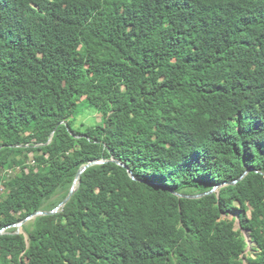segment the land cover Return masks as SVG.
<instances>
[{
    "label": "trees",
    "instance_id": "16d2710c",
    "mask_svg": "<svg viewBox=\"0 0 264 264\" xmlns=\"http://www.w3.org/2000/svg\"><path fill=\"white\" fill-rule=\"evenodd\" d=\"M1 230L0 264H264V0H0Z\"/></svg>",
    "mask_w": 264,
    "mask_h": 264
},
{
    "label": "water",
    "instance_id": "95a60500",
    "mask_svg": "<svg viewBox=\"0 0 264 264\" xmlns=\"http://www.w3.org/2000/svg\"><path fill=\"white\" fill-rule=\"evenodd\" d=\"M97 163H101V161H92V162H90L89 164L84 165V166L79 170V172H78V174H77V178H76V180H75V182H74V184H73V186H72V188H71V191H70L69 195H68V196L66 197V199H64V200H63V201H62V202H61L56 208H54L53 210H50V211H38V212L32 214L31 216L25 218L22 222H19V223H17V224H14V226H16V227L19 229L18 232H21V231H22V230H20V228H23V225H24L25 223H27V222L30 221L31 219L35 218L36 216H38V215L54 214V213H57L58 211H60V209H61L62 207H64V206L68 203V201L70 200V198H71L72 195L74 194V192H75V190H76V181H77V179L80 178L81 174H82V173H83L88 167H90V166H92V165H94V164H97ZM118 163L121 164V162H119V161H118ZM132 177H135L133 173H132ZM217 190H218V187H215V188H213L211 191H209V192H207V193H205V194L213 193V192H215V191H217ZM202 195H204V194L190 195V196H191V197H201ZM240 223H241V222H240ZM2 233H3V230L0 231V234H2ZM246 237H247V239H248V242L251 243V238H250L249 232H248V234L246 235Z\"/></svg>",
    "mask_w": 264,
    "mask_h": 264
},
{
    "label": "rangeland",
    "instance_id": "374dc122",
    "mask_svg": "<svg viewBox=\"0 0 264 264\" xmlns=\"http://www.w3.org/2000/svg\"><path fill=\"white\" fill-rule=\"evenodd\" d=\"M82 122L84 123H89V124H96L101 122V115L97 112H87V113H83L80 114L79 117H77L76 119V125L79 126ZM34 154H31L30 156L33 157ZM1 190H4V187H1ZM236 217V215L231 214L229 216L230 219H234ZM235 228L236 230L241 229V224L239 219H237L235 221ZM20 230H23V228H20ZM243 231V235L246 236L248 234V231L246 230H242ZM246 254L251 255L252 254V248L249 246ZM245 264H248V260L245 259L244 260Z\"/></svg>",
    "mask_w": 264,
    "mask_h": 264
},
{
    "label": "bare ground",
    "instance_id": "6f19581e",
    "mask_svg": "<svg viewBox=\"0 0 264 264\" xmlns=\"http://www.w3.org/2000/svg\"><path fill=\"white\" fill-rule=\"evenodd\" d=\"M77 183H78V179H77V181H76V185H77Z\"/></svg>",
    "mask_w": 264,
    "mask_h": 264
}]
</instances>
